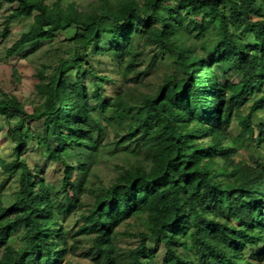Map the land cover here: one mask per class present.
I'll return each mask as SVG.
<instances>
[{
	"label": "trees",
	"instance_id": "16d2710c",
	"mask_svg": "<svg viewBox=\"0 0 264 264\" xmlns=\"http://www.w3.org/2000/svg\"><path fill=\"white\" fill-rule=\"evenodd\" d=\"M166 1L97 0L78 8L60 0H0L17 4L0 38L14 21L32 18L6 57L74 28L51 61L40 64L39 103L31 113L2 93L0 117L16 120L8 131L12 158H0L6 174L0 195L16 176L19 187L13 204L0 202V264H64L79 243L69 239L77 237L88 241L91 264H263L264 160L243 164L235 156L264 138V125L252 122L264 111V5L170 0L178 3L169 7ZM146 50L154 53L151 63L159 53L170 58L172 70L152 92L119 87L106 95L105 84L141 79ZM106 63L118 80L103 72ZM32 121L42 129L46 158L60 166L63 199H53L22 158L34 138ZM103 121L114 134L105 145L133 146V159L118 166L108 186L88 190L90 202L72 233L62 222L86 195V177L107 135ZM67 151L74 164L64 158ZM122 237L136 245L119 247Z\"/></svg>",
	"mask_w": 264,
	"mask_h": 264
},
{
	"label": "rangeland",
	"instance_id": "374dc122",
	"mask_svg": "<svg viewBox=\"0 0 264 264\" xmlns=\"http://www.w3.org/2000/svg\"><path fill=\"white\" fill-rule=\"evenodd\" d=\"M56 0H44L47 5H51ZM63 6L74 3L78 8H87L90 4L95 3L97 0H60ZM114 3L116 0H110ZM264 5V0H259ZM176 1H166L164 4L169 7L177 5ZM17 4H6L0 2V33L3 30V21L5 16L16 9ZM264 8V7H263ZM264 10V9H263ZM32 23V18H22L14 21L10 27V33L5 38H0V103L3 101L2 93L12 94L18 98L23 104V107L27 113H31L33 107L39 103V98L35 90V84L38 82L36 72L40 69V64L51 61L54 56L53 49L62 47L61 43L70 38L74 33V28L67 31H59L54 34V38L49 44L43 42L41 44H31L23 47L21 51L13 56L6 57V49L17 40L22 32L28 30ZM241 33V29L238 30ZM248 43L251 42L250 35H242ZM153 51L146 50L144 57L141 59L140 70L143 72L141 79L137 83L133 82H120L118 77L114 73L115 68L110 67L109 63H106V67L103 69L104 73L113 79L118 80L116 84H105L106 95H113L119 92V87L123 91H130L135 93H148L152 92L156 85L159 83L163 74L172 70L171 60L167 56L159 53L155 60L151 63ZM104 60V58H103ZM217 75L221 81H224L225 76L222 75L220 69H216ZM81 73V71H80ZM74 72L67 73L69 78H72ZM86 79L85 83L88 88H91ZM92 105L96 112L98 111V102L92 101ZM242 114L247 113L246 109L241 110ZM102 118V116H101ZM16 119H5L0 117V158L5 162L11 160L12 140L8 135L9 127ZM252 122L254 125H264V111L257 112ZM105 125V122L103 121ZM106 126V125H105ZM30 130L33 132L34 138L28 140L25 144V148L22 152V158H24L28 166L35 172L36 177L43 180L48 186L53 199H63L61 193V181H60V166L53 164L46 158L44 149L40 143L42 136V129L39 123L32 121L29 123ZM107 135L102 141L99 154L95 157L94 162L91 165L89 174L85 184L86 195L81 197L80 207L76 208L69 216L62 222L65 228L71 230L72 233L77 231L79 223V214L84 211V208L89 204L92 196L88 190H99L108 186L111 181L121 173L118 166L126 165L127 158L132 160L133 146L124 144L121 147H114L108 145L111 143L114 136L110 127L106 126ZM238 131L236 123L233 121L231 124L230 132L235 135ZM108 143L107 145H105ZM64 158L69 163H75V156L71 151L63 153ZM236 159L243 164H252L257 160H264V138L260 143V147L254 151L241 150L236 154ZM6 177V174L2 172L0 167V182ZM18 178L14 177L4 188V191L0 195V202L3 206H10L15 202L18 197ZM83 205V206H82ZM122 229V228H121ZM77 240L75 252L68 253L64 264H91L88 257L85 256L87 250L88 241L83 237H77L76 239H69V244ZM119 247L125 249L134 247L136 245V239L130 237H122L117 241ZM1 254V251H0ZM161 253L157 256L160 257ZM158 257V258H159ZM264 264V262H263Z\"/></svg>",
	"mask_w": 264,
	"mask_h": 264
}]
</instances>
